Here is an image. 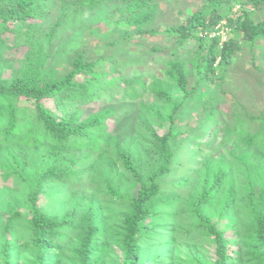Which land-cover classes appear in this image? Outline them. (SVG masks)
Masks as SVG:
<instances>
[{
	"label": "trees",
	"instance_id": "16d2710c",
	"mask_svg": "<svg viewBox=\"0 0 264 264\" xmlns=\"http://www.w3.org/2000/svg\"><path fill=\"white\" fill-rule=\"evenodd\" d=\"M63 2L70 5L64 7ZM162 3L0 0V156L7 154L3 159L15 177V188L20 190L25 184L30 191L23 205L15 197L0 199L3 264L15 262L16 225L21 220L28 221L33 233L38 249L35 264H61L63 242L76 235L78 264H102L112 239L119 244L122 264H172L180 240L175 228L183 213L199 221L185 231V238L206 230L205 238L215 246L214 261L201 257L198 264H264V181L256 179L264 177V140L250 127L252 121L263 127L264 116L242 111L245 106L237 100L228 112L209 100L196 107L205 122L191 128L188 119L193 112L187 108V100L198 88L225 78L242 41L250 43L255 55L257 41L264 40V18L255 16L264 9V0H206L202 7L191 5L180 23L157 27L159 17L164 16ZM236 4L243 11L240 15L233 11ZM246 4H253L254 9H247ZM66 10L78 26L85 27L88 16L95 19L105 13L113 19L104 27L105 52L93 56L88 47L76 49L61 72L50 63L70 33L63 18ZM223 20L229 29L227 40L221 43V35L211 36L210 31ZM16 28H23L28 47L19 69L5 56L6 36L11 40L6 31ZM133 33L146 36L140 45L148 47L136 50L138 55L131 57L130 52L118 57L126 50L121 41ZM158 35L164 42L148 40ZM166 47L170 51L162 65L168 79L157 76L144 57L158 60ZM187 58L197 73L192 87ZM103 63L109 65L108 70L101 67ZM5 69H11L7 77ZM20 97L32 108L20 110ZM94 99L117 103L119 109L102 106L83 117L82 106ZM51 100L58 113L49 106ZM128 108L137 112L142 133L124 140L111 130L108 120L116 113L125 116L121 110ZM150 121L162 128L166 125L167 131L158 133ZM177 137H181L182 152L176 159ZM203 138L208 142L221 138L212 148L216 156L204 155L199 163L178 160L186 157L189 142L202 154ZM135 146L145 148L150 156L152 162L146 168L140 167ZM235 164L239 166L236 171L232 169ZM34 166L38 168L33 172ZM199 178V193L187 201L181 192ZM89 185L93 188L86 191ZM42 193L50 200L61 193L58 207L63 204L69 210L62 217H49L37 203ZM212 203L219 204L228 219L214 221L208 210ZM239 203L247 213L246 222L239 217ZM228 229L235 240L227 236Z\"/></svg>",
	"mask_w": 264,
	"mask_h": 264
},
{
	"label": "rangeland",
	"instance_id": "374dc122",
	"mask_svg": "<svg viewBox=\"0 0 264 264\" xmlns=\"http://www.w3.org/2000/svg\"><path fill=\"white\" fill-rule=\"evenodd\" d=\"M162 9L164 11V16L159 17V21L157 23V27H163L164 23H180L181 20H184L186 14L190 13L191 10H189V7L193 5L194 7H202L206 4V0H187V1H180V0H162ZM64 3V2H63ZM170 3V4H169ZM68 4V3H64ZM70 5V3L68 4ZM68 5L64 7H68ZM247 9L253 10L254 5L253 4H246ZM259 8V6H258ZM166 9V10H165ZM170 9V10H169ZM234 12H236L237 15H240L243 11H241L239 4H236L234 6ZM73 12V11H72ZM65 23L69 24L67 27V30L70 32L61 40L60 47L58 52L54 55L55 59H53L50 63L51 67H59L62 72L64 70L65 66L64 64L67 63V59L71 57V55L76 51V49H79L83 46L88 47L90 52L93 54V56H99L103 54L106 50V38H103L104 33V27L107 25L113 18L110 16H107V14L103 13L100 14L99 17L95 18L93 16L86 17L87 20H89V23L84 27L82 24L79 26L75 23V18L71 17V11L63 12ZM74 15V14H73ZM255 16L257 19H263L264 18V9L257 12ZM82 18V17H81ZM115 18H118V14L115 16ZM13 27V26H12ZM15 27V26H14ZM129 30H133V28H129ZM8 32V35H10V39L8 40V36H6V43H8V48L5 52V56L7 58H11L15 65V69H19L20 63L23 62V58L25 56V53L28 50L27 47V39L24 38L23 28H19L16 30L11 29ZM130 34V33H129ZM237 36V39H241L240 33H235ZM119 34L117 33V37ZM225 37H228V35L225 33ZM115 37V36H114ZM15 38V39H14ZM151 39L152 41L156 43L164 42V39L161 35L158 36H152L151 38H148V40ZM111 40V39H110ZM141 41L146 42V36L139 35V34H132L131 38L125 37L121 41V46L124 47L126 50H121L118 57L123 56L125 54L131 53V57L138 55L139 53L135 52L136 50H143L148 47L147 43L146 45H140ZM109 43V42H107ZM241 50H239L235 55L232 57V65H230L229 70L227 71V74L224 79H217L214 81L208 82V84H204L202 88H198L196 93L192 95L191 98L187 100V108L191 111V117H189V124L188 127L192 126H198L199 124H202L204 119L202 117L204 114L201 112H198V109L196 107H201L205 102L211 100V105H218L222 110H226L227 112L231 109V105H234L237 101L242 103L245 108L242 109V111H248L250 113H254L256 115H263L264 116V40H258L257 46L255 49V55L254 51L250 48L249 42H241ZM160 50V49H159ZM158 50V51H159ZM161 54L159 56V59L156 60L152 56H147V54H144V57L146 59V63L151 66V68L156 72V75L160 78H166L168 79L167 74V68L162 63L166 61L167 59V53L170 51V47L162 48ZM21 62H20V61ZM186 66L192 69L193 62L187 58ZM101 67L104 70L109 69V65L106 63H103ZM5 73V77L9 76L11 74V69H5L3 70ZM222 72H219L217 75H221ZM3 76V77H4ZM79 80H82V77L78 78ZM247 79V80H246ZM148 80L150 81L149 77ZM197 81V73H194L193 69L192 72L189 74V83L190 87L193 86ZM237 100V101H236ZM18 106L21 109L28 108L31 109V103L28 102V100L24 97L19 98ZM49 106L53 107V110L57 112L56 105L53 100L49 101ZM102 106H115L114 108L117 109V103H106L103 101H99L97 99L91 100L87 103H85L82 106V109L84 110V115L88 116L93 111H97L99 109H102ZM23 107V108H22ZM195 107V108H194ZM194 109V110H193ZM197 109V110H196ZM200 109V108H199ZM187 111V110H186ZM58 113V112H57ZM121 113L123 115L115 114L114 118H110L108 120V125L110 126L111 130H114L116 132H119L120 136L124 140H127L129 137L139 136L141 130L140 127L137 126L140 122L136 118L138 115L135 109L128 108L127 110H121ZM127 116V117H126ZM82 117V118H83ZM228 120H231L232 117H228ZM151 125L152 128H154L158 133H163L167 131L166 125L162 128L157 126L153 121H150L148 123ZM137 126V127H136ZM202 126V125H201ZM250 127L252 130L258 132L261 135V138L264 140V126L262 127L259 123L252 121L250 122ZM116 128V129H115ZM189 136V135H188ZM136 138V137H134ZM206 138V137H205ZM202 141V145H200L201 149H205L202 154L198 151V147L193 146L191 142L187 145V148L185 150L186 157L180 158L178 160L182 162L192 161L194 163H199L200 160L204 155H217L215 151L212 150V148H215L221 138H217L213 142H208L205 140ZM210 136H207V139H209ZM130 139V138H129ZM190 141L191 139L188 138ZM174 146L176 149L175 158H179V155L181 154V137H177L174 140ZM199 141V138L197 142ZM114 143V142H113ZM207 145L208 147H205ZM136 152L139 156L140 161V167L146 168L148 165L151 164L152 160L148 153H146L145 148H142L140 146H135ZM8 149L7 146H4V150ZM133 149V148H132ZM114 151V144L112 145L111 149L108 150V154H113ZM135 151V150H134ZM198 153V154H197ZM2 156V157H1ZM0 156V199L5 200L10 197H15L19 200L20 204L23 205L24 202H27L29 200V188L25 184L23 187L19 190L18 188H15L16 181L15 177L12 176L11 172L8 171V167H6V164L4 163V158L7 159V154H3ZM89 161V160H88ZM176 165H179V162L176 163ZM33 166V165H32ZM38 167H31V169L36 170ZM232 169L234 171L239 169L238 164L233 165ZM30 170V167L28 166V169ZM261 174L264 175V170H261ZM4 176L8 177L7 179L3 178ZM256 179L259 180V182L264 181V177H257ZM200 178L196 181L192 182L186 189H184L181 194L186 197L187 201L194 199L197 194L199 193L200 189ZM10 188V192L9 189ZM77 188V187H76ZM84 188V187H82ZM92 185L88 186V190L91 191ZM10 194V195H9ZM61 197V193L58 194V199H52L50 200L48 197H46L43 193L40 195L39 200L37 201L40 209H42V212L46 213L49 217H62L61 215L63 212L69 210V208L65 205H61L58 207V203L60 200L63 201V198ZM190 205L189 202H186ZM10 205L13 203L9 202ZM70 202H68V205ZM72 204V202H71ZM208 210L214 214L213 220L218 221L219 218H227L225 215L221 214V209L219 204H209ZM10 209V206H8L7 210ZM181 210L185 212L188 210L185 205L183 204ZM5 213V208L4 211ZM238 212L240 219L244 222L247 221L248 217H246L247 213L244 212L243 207L239 203L238 205ZM182 216L183 219L180 221V223H177L175 231L177 235L180 237V240L177 242V245L175 247V256L172 259V264H198V261L201 259V257H204L208 261H214L215 258V246L212 245L209 241H207L206 237V230L201 231L200 233H195L189 238L187 237L185 231L191 227V225L195 224L196 222L199 223L198 219H190L189 216L186 213H183ZM189 218V219H188ZM228 219V218H227ZM222 222V221H221ZM4 227L3 230H5V223L3 224ZM28 221L21 220L20 224L16 225V229L19 230V247L17 248V251L14 253V264H35L36 263V257L38 253L37 247L34 245L33 242V233L32 230L29 228ZM221 228H223L224 223H220ZM2 230V232H3ZM63 230V229H61ZM59 231V230H58ZM226 234L228 237H234L233 232L228 229L226 230ZM1 232V233H2ZM4 234V233H2ZM182 235V237H181ZM69 236V235H68ZM3 237L0 239V264H3V254H2V245H3ZM232 240H235L234 238ZM116 240L112 239L113 244H111V247L108 249L106 257L104 259V262L102 264H122V252L119 247V244L117 245ZM79 242L78 235L75 236V238H66V240L63 242L62 247V258H61V264H78V257L75 256V251L77 250V244ZM232 250L235 249V246L231 248ZM194 250V251H193ZM195 253L196 256L193 254ZM197 253V254H196ZM203 258V260H205Z\"/></svg>",
	"mask_w": 264,
	"mask_h": 264
},
{
	"label": "clouds",
	"instance_id": "9594fccd",
	"mask_svg": "<svg viewBox=\"0 0 264 264\" xmlns=\"http://www.w3.org/2000/svg\"><path fill=\"white\" fill-rule=\"evenodd\" d=\"M228 29L227 21L223 20L213 31H210V34L211 36L221 35V43H224L227 40V37H225L224 34H227Z\"/></svg>",
	"mask_w": 264,
	"mask_h": 264
}]
</instances>
